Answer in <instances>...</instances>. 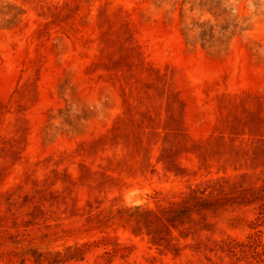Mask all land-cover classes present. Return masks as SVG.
<instances>
[{"label": "rangeland", "instance_id": "1", "mask_svg": "<svg viewBox=\"0 0 264 264\" xmlns=\"http://www.w3.org/2000/svg\"><path fill=\"white\" fill-rule=\"evenodd\" d=\"M0 264H264V0H0Z\"/></svg>", "mask_w": 264, "mask_h": 264}]
</instances>
